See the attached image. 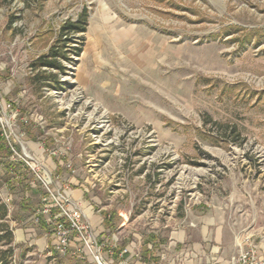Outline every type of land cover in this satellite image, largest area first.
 Segmentation results:
<instances>
[{
    "label": "rangeland",
    "instance_id": "374dc122",
    "mask_svg": "<svg viewBox=\"0 0 264 264\" xmlns=\"http://www.w3.org/2000/svg\"><path fill=\"white\" fill-rule=\"evenodd\" d=\"M52 46L62 67L34 65ZM0 117L10 227L48 244L6 264L65 262L45 184L108 212L105 241L216 216L264 243V0H0Z\"/></svg>",
    "mask_w": 264,
    "mask_h": 264
},
{
    "label": "crops",
    "instance_id": "0c3cea01",
    "mask_svg": "<svg viewBox=\"0 0 264 264\" xmlns=\"http://www.w3.org/2000/svg\"><path fill=\"white\" fill-rule=\"evenodd\" d=\"M81 193L82 190L78 188L71 191L72 196L79 200L82 198ZM88 203L89 201L83 199L80 201L84 216L91 223L97 234L102 233L104 228H108V226L104 225L103 218L106 212L98 209L94 210ZM185 222H181L179 226L170 230L165 239L161 241L154 238L153 234L150 235L152 238L144 239L137 236L136 240H128L126 236L121 241H117L114 237H112L114 241L107 238L110 244H115L114 252L109 257L110 263L229 264V258L235 252L239 242H244L246 237L254 241L250 233L246 232L245 234L243 232V228L234 230L228 220L216 218V216H203L198 220V223ZM196 225H198L199 232L193 235L192 231ZM20 231L16 232L13 230V244H28L40 252L47 248L46 230L38 235L27 234V231H32L31 228H27L24 231L20 229ZM255 244L258 251L264 255V243ZM123 247L126 248L125 252L121 251ZM69 257L70 259H67ZM63 259H65L63 264H94L91 262L89 255L83 261L73 256H66Z\"/></svg>",
    "mask_w": 264,
    "mask_h": 264
},
{
    "label": "built area",
    "instance_id": "2783aa9c",
    "mask_svg": "<svg viewBox=\"0 0 264 264\" xmlns=\"http://www.w3.org/2000/svg\"><path fill=\"white\" fill-rule=\"evenodd\" d=\"M1 120L0 117V123ZM7 145L13 151L11 143L7 142ZM45 186L41 206L35 213L49 226L48 235L54 251L61 256H73L82 261L89 255L94 264H111L109 257L114 252L115 244L99 238L85 218L80 201L73 199L66 187L53 191L48 184ZM121 251L125 252L126 248H121ZM229 264H264V255L258 251L254 241L246 237L244 242L238 243L229 258Z\"/></svg>",
    "mask_w": 264,
    "mask_h": 264
},
{
    "label": "trees",
    "instance_id": "16d2710c",
    "mask_svg": "<svg viewBox=\"0 0 264 264\" xmlns=\"http://www.w3.org/2000/svg\"><path fill=\"white\" fill-rule=\"evenodd\" d=\"M87 12L86 10H83L80 14H78L75 21L68 20L66 21L60 29V39H62L64 42L65 40H69L66 35L71 34L73 32H83L86 29L87 25ZM64 37V38H62ZM57 51L54 50V47L52 46L49 48L48 53L41 55L37 57L35 62H33L34 65L37 66H46L51 68H57L60 69L62 66L57 61ZM55 77V75H53ZM110 214L108 212L104 215V225L105 226H111L112 220L110 219ZM8 207L7 205L0 200V241L4 240L8 244V247L4 250L0 249V264H6V260L4 259V253L6 251H11L13 249L12 243H13V230L10 227L9 221H8ZM111 220V221H110Z\"/></svg>",
    "mask_w": 264,
    "mask_h": 264
}]
</instances>
